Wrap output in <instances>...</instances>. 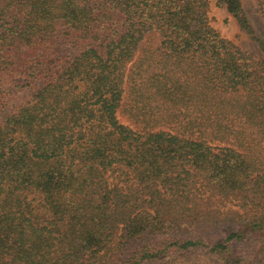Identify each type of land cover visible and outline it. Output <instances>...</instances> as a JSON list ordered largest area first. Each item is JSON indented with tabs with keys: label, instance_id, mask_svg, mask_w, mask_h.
<instances>
[{
	"label": "trees",
	"instance_id": "obj_1",
	"mask_svg": "<svg viewBox=\"0 0 264 264\" xmlns=\"http://www.w3.org/2000/svg\"><path fill=\"white\" fill-rule=\"evenodd\" d=\"M209 3L0 0V75L30 90L0 117V264H264V44Z\"/></svg>",
	"mask_w": 264,
	"mask_h": 264
},
{
	"label": "rangeland",
	"instance_id": "obj_2",
	"mask_svg": "<svg viewBox=\"0 0 264 264\" xmlns=\"http://www.w3.org/2000/svg\"><path fill=\"white\" fill-rule=\"evenodd\" d=\"M242 7L252 26L254 34L264 44V21L260 16L255 0H240ZM209 24L223 37L227 38L249 55L261 57L263 52L251 35L241 29L234 18L225 10L223 6L216 5L214 0H210L207 10ZM62 43V40H59ZM65 46L60 45L59 49L64 50ZM14 77L8 74L0 75V117L12 113L19 105L30 97V90L16 85ZM228 206V204H227ZM195 236H200L209 243L221 241L228 232L232 230L231 223L209 224L202 223L196 227ZM236 249H243V242L237 241L234 244Z\"/></svg>",
	"mask_w": 264,
	"mask_h": 264
}]
</instances>
